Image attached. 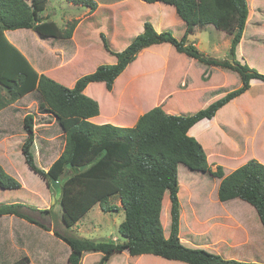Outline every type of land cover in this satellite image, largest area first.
<instances>
[{
    "label": "trees",
    "instance_id": "obj_1",
    "mask_svg": "<svg viewBox=\"0 0 264 264\" xmlns=\"http://www.w3.org/2000/svg\"><path fill=\"white\" fill-rule=\"evenodd\" d=\"M82 4L94 11L96 0H67ZM172 5L186 30L177 38L170 30L157 31L151 21L144 22V30L136 35L121 51H114L108 38L102 34L104 47L117 57L113 64H100L93 72L81 76L74 87H67L44 73H39L26 55L6 36L7 30L32 29L43 38L71 39L78 24L74 19L65 29L52 21H44L40 13L48 0H0V110L25 95L35 94L39 112L55 117V123L65 135L64 149L48 170L36 163L35 115L26 114L23 125L26 139L22 152L29 167L49 181L64 178L61 195V221L66 229L76 224L95 204L104 211L119 210L111 203L118 196L125 218L119 232L126 238L122 242L98 241L55 229L54 234L70 247L68 262L81 264L86 252L100 251L99 264L127 250L132 256L154 254L188 264H263L225 258L202 247L186 245L180 236L181 202L179 197V165L189 170L207 173L219 178V201L240 198L254 206L264 226V163L255 158L225 173L224 166L213 170L202 143L189 134L190 128L204 118L212 119L220 108L242 95L251 87V81H264V73L236 58L249 18L248 0H143ZM214 25L231 34L229 56L217 59L203 53L194 43H187L188 35L196 27ZM163 42L176 50L198 59L204 64L237 71L241 86L227 92L207 107L192 114H173L157 105L140 115L133 126L111 123L97 124L89 120L100 113L97 100L84 93L91 82H105L112 90L116 78L146 47ZM39 92V93H38ZM120 100L118 109H125ZM130 110L133 108L129 106ZM0 186L4 189L20 188L21 183L0 165ZM166 192L171 203V228L166 236L161 218L166 211ZM21 202L1 203L0 215L13 214L32 223L43 224L27 214ZM50 212L48 209L40 210ZM23 255L7 264H29Z\"/></svg>",
    "mask_w": 264,
    "mask_h": 264
},
{
    "label": "rangeland",
    "instance_id": "obj_2",
    "mask_svg": "<svg viewBox=\"0 0 264 264\" xmlns=\"http://www.w3.org/2000/svg\"><path fill=\"white\" fill-rule=\"evenodd\" d=\"M96 1L106 6L100 7V10H96L94 16L100 22H103L102 25L106 26L108 24L109 30L111 29L109 23L112 24V21H120L122 18L127 19L124 28H121L117 34L111 33V30L109 31L110 35H108V40L110 39L109 42H112L111 48L114 51L122 50L121 48L125 43L132 41V38L135 36L134 26L138 23L136 26L138 28L144 18L149 17L148 19L153 21V13H155L157 21H161V17L159 16L161 5H169L163 2H146V4H143L140 0H112L113 4L107 6L108 3H110L109 0ZM248 3L251 14L248 18L242 42L237 48L236 58L264 73V0H248ZM89 9L90 7L88 6L74 4L67 0H49L46 9L41 12V15L43 16L47 13L48 16L51 15L59 23L63 21L67 23L69 18L83 16ZM83 26L85 27V24H83ZM80 30H84V28L81 27ZM167 30H170L175 37L181 38L185 30V25L172 24ZM28 31L32 30L28 29ZM5 32L7 38L11 41H21L20 36H22V32H19V30ZM29 33L35 38L34 32ZM100 36L94 33L91 35V38L87 42L88 48L84 50L83 59L78 72L86 73L92 70L95 64H110L115 60L116 56L106 50L102 37ZM231 37V34L217 29L214 25L208 24L205 27H196V30L188 35L187 43L195 44L197 39H199L200 45H198V48L203 53L217 59H231L229 56ZM32 40L35 39H30V43H33ZM31 45H34L35 48L38 46L37 44ZM156 49L157 48L145 52L143 55L138 54L140 56H137L139 59H135L131 62L120 74L122 75L124 73L121 76V80H119L116 85L114 94L110 93L112 90L108 91L101 85L93 84V86H91L90 91L95 92L97 98L103 105L104 113L114 112L118 100H122L128 104L125 106L128 111L130 105L134 106V108L127 113L128 115H130V113L135 114V112L140 113L153 106L162 104L163 100L161 102L156 101L157 95H160V91L166 93L171 92L174 86L171 88L165 86V83L169 80L166 79L165 82L164 77L155 80V78L161 77L162 71L157 70L155 73L150 72L154 70L155 67L163 65L160 57L169 59L171 65L174 64L177 66L175 71H179L181 76L185 70L191 72V69L187 67L191 65V58L197 61L192 68L193 79L197 80L194 82L197 84L195 90L179 94L173 97L172 101L168 100V103L164 104L165 108H167L170 107L172 103L175 109L172 112L174 114H176V112L177 114L183 115L192 114L208 106L210 102L216 100L224 92L231 91L240 86L241 78L237 71L216 66L219 71L212 70L215 76L213 84L220 88L213 89V87L204 86L202 89H199L202 84H199L198 79H201V74L205 72L210 65L204 64L198 59L176 50L175 47L170 48L162 46V49ZM178 53L184 54V56H178ZM136 60L138 61L135 65L127 70ZM205 74L203 75V79L206 78ZM197 75H199V78H195ZM132 76L133 81L131 84L123 89V81H129ZM182 88L185 89V87ZM122 89L124 90L123 92ZM175 91L177 93L181 92L179 87ZM29 94L23 98L34 99L37 92ZM243 94L220 108L218 121H209L206 127L200 129L202 133V135L199 136L200 140L197 138L205 148L212 169L216 170L217 166H212L215 161L224 162L225 164H223V166L226 174L236 169L245 161L256 158L255 155H261L264 158V81L253 79L249 91ZM99 101L98 103L100 105ZM169 102L171 103L169 104ZM37 106L34 105L26 109L32 112L35 117L37 114L34 125L35 145L33 146V151L35 152L37 165L40 168L43 166V169H47L48 167H46L45 164L49 166V164L62 152L65 145V135L63 130L60 129L56 123H54L52 127L50 124L48 126L51 127L49 129L52 130L54 125L58 127L60 129L58 133L55 132L48 137L47 135H41L40 128L43 126L40 124L41 115H38L40 109ZM36 108L38 113L35 111ZM5 110L6 109H4L3 112ZM22 112L23 111L20 109L18 112L12 114L13 117L10 120L7 119L2 125L0 124V127L5 129L6 132H9L10 129L14 130L13 135L0 136V142L2 141L0 144V164L22 185V187L15 189H4L0 186V203H11L16 201L26 203L27 207L23 208V210L36 221L40 222V224H43L44 227H41L38 223H32L25 218L16 216V218H14L15 225L13 228V237L11 236V231L9 232L10 237L13 238L14 247L6 254H0V264L13 262L23 255L30 257V264H68L61 243L57 242L58 238L55 240L54 236L50 234H54L55 229H60L61 231L69 232L82 238L85 237L98 241L117 242L115 238H120L121 241L126 240L118 230L120 223L125 218L124 211H104L99 203L95 204L70 231L64 227L61 221V195L64 178L59 182L49 181L47 178L33 171L26 163L21 149L22 143H24L27 135L23 134L22 130ZM121 113H124V111ZM46 138H48V140ZM43 140L47 143L46 145ZM44 151H47L48 157L46 159L42 158V153ZM226 160H228V162H225ZM179 181V197L181 202L180 236L184 243L195 242L202 245L205 239L204 236L201 235V232L209 227V223L201 221V219L199 221L198 218L205 219L209 214L224 209L219 202L213 203L216 199L219 201L217 190L221 180L207 173L194 172L184 165H179ZM165 196L168 204L161 220L165 234L168 236L171 228V203L169 192H166ZM111 203L117 204L122 208L118 196H113L111 198ZM230 203L231 202H228L225 205L228 206ZM42 209H48L50 212L42 213L40 212ZM194 211L199 213V217L196 216ZM0 223L1 229L4 225H7L8 229H11L13 224L9 215H0ZM219 234L228 236L233 234V230L232 228H223ZM23 235H25L24 238L27 237V239L23 241L24 244L17 243V239ZM210 235L214 237L217 236L218 233L214 230V233H210ZM194 236L195 238H193ZM34 238L36 240L35 242H33ZM54 243L55 245H53ZM31 244L33 245L32 247ZM49 245L54 246L57 251L56 256H54L55 250L52 253L47 250ZM64 245L66 246L65 243ZM89 253H86L83 257L84 264H99L103 255L102 252L94 251ZM126 253L127 252H118L110 257L106 263L188 264L180 260L167 259L154 254L126 258ZM258 253V260L264 262L263 246L258 249Z\"/></svg>",
    "mask_w": 264,
    "mask_h": 264
},
{
    "label": "crops",
    "instance_id": "obj_3",
    "mask_svg": "<svg viewBox=\"0 0 264 264\" xmlns=\"http://www.w3.org/2000/svg\"><path fill=\"white\" fill-rule=\"evenodd\" d=\"M109 2L110 3H108L107 6H110L113 4L112 0H109ZM140 2H142L143 4H146V2L143 0H140ZM105 6L106 5H104V4L98 3V7L96 10H100V7H105ZM46 7H47V5H46ZM96 10L91 11L89 9L85 15L69 18L67 20L68 21L67 23L63 21V22H60L61 24L56 19H54V17H52L51 15L48 16V14L46 13L42 16L40 13V15L44 21H52L60 29H65L67 27L65 25H67L70 20L77 19L78 24L73 31V35H72L71 39H63V38L58 39V40H53L52 38L43 39V38H40L38 36L37 32H35L34 30L31 29L32 31H28V28H21V29H16V30H19V32H22V36H20L21 41L20 40H17V41L12 40L11 41L10 39L9 40L13 44H15L26 55V57L31 62L33 67L39 73H44L47 76L56 80L57 82L65 85L67 87L72 88L75 86L77 80L81 76H83L84 74L93 72L100 65V64H97V65L95 64L93 66L92 70H90L89 72H86V73L78 72L81 61L83 59L84 50H86L88 48L87 42L91 38V35L94 33V34L99 35V36L101 35L100 37H102V34H104V35L106 34L105 36L108 38V35H110V33H109L110 30H111V33L117 34V32H119L121 28L122 29L124 28V24L127 20L126 18H122V19H120V21H115V22L112 21V24H115V25H112L111 23H109L111 25V29L109 30L108 26H107L108 24L106 26H104V25H102L103 22H100L97 18H95L94 14H95ZM250 14L251 13L249 12V17H250ZM159 16L161 17V21H159V22L157 21L155 13H153L154 20L153 21L151 20L152 24L154 25V27L157 31L167 30L168 28H170V26L172 24H184L185 30H186V22L180 18V16L178 15L176 8L174 6H172V5H161ZM148 18L149 17L144 18L142 23H140L138 28L136 27L138 23L134 26L135 36L144 30V22ZM148 20L150 21V19H148ZM83 24H85V27L83 26ZM81 27H83L84 30H80ZM25 29H27V30H25ZM185 30H184V33H185ZM7 31H11V30H7ZM29 32H32V33L34 32L35 38ZM30 39H35L36 41L32 40L33 43H30ZM130 42L125 43L121 49L123 50L125 47H127L130 44ZM31 44H37L38 46L35 48V46L31 45ZM110 44L112 47V42ZM195 45L197 47H198V45H200L199 39H197V42L195 43ZM162 46H166V47H170V48L174 47L169 42L153 44L151 46L144 48L139 53V55H143L145 52H149L155 48H157L156 50H160V49H162ZM139 55H138V57H140ZM178 56H184V54L178 53ZM138 57L136 59H139ZM160 60L163 62V65H159V67H155L154 70H152L150 72L155 73V71H157V70L162 71L161 77H157V78H155V80L161 79L164 77L165 82H166V79L169 80L168 82L165 83V86H168V88H171L173 86L174 87H173V90L169 93L160 91V95H157L156 101L161 102L163 100V103L160 105L161 106L163 105L162 107L164 108V110L166 112L172 113L175 110L174 107L172 106V103L169 102V104L171 103V105H170V107H167V108H165L164 104L168 103V100L172 101V98L175 96H178L179 94H184L190 90H195V86L197 84H195L194 82L197 80L193 79L192 68L195 66V63L197 61L191 58L190 59V64H191L190 67L187 66L189 69H191V72H188V70H185V72L181 76V74H179V71H175L177 66H175L174 64L171 65L169 63V59H163L160 57ZM116 61H117V57L110 64H113ZM137 61L138 60H136L133 64H131L127 70H129L131 67H133ZM217 67H219V66H217ZM217 67L214 65H210L205 70V72H203L201 74V79L200 80L198 79V82H199V84L201 83L202 85L199 87V89H202L204 86H207V87L209 86L210 88L213 87V89H219L220 88L219 86L213 84L215 76H214V73L212 72V70L219 71V69ZM143 74L145 75L144 72H143ZM204 74H205L206 78L203 79ZM122 75L117 77L112 91L108 90L106 88L105 82H91L84 89V93L99 101L95 92L90 91V88H91V86H93V84H98V85H101L104 88H106L108 91H111L110 93L114 94L116 91V85H117L118 81L121 80ZM195 78H199V75H197V77H195ZM132 81H133V76L129 81H127V82L123 81V89H125L129 84H131ZM241 84H242V82L240 83V86H241ZM178 87L181 90L180 93H177L175 91ZM182 87H185V89H183ZM123 89H122V92L124 91ZM247 91H249V90H247ZM0 92L7 95L6 89L1 88ZM227 92H229V91H227ZM227 92H224L218 98L224 96ZM26 96H28V94L25 95L24 97H26ZM34 97H35L34 98L35 100L31 99V98H29V99L25 98L24 99L23 97H21L22 99L19 98L18 100L12 102L11 104L6 106L5 108L1 109L0 110V124L2 125V123L5 122L7 119L10 120L13 117L12 114L18 112L20 109H21V111H23L22 112L23 114H21L22 115V122H23L26 114L29 113V110H28L29 107L34 106V105L39 106L38 99L36 98V96H34ZM18 101H19V103H18ZM119 103H120V100H118L116 102V105ZM122 103L124 105H128L123 101H122ZM26 108H28V109H26ZM133 108H134V106H133ZM151 108H149V109H151ZM4 109H6V110L3 112ZM148 110H144L142 112L139 111L140 113L135 112V114L130 113V115H128L127 113L130 112V109L128 111L127 107H125V109H119L118 110V108L116 107L114 112L104 113L103 105L100 102V113L96 116L90 117L89 120L94 122V123H97V124L111 123V124L119 125V126H133L137 122L140 115H142L143 113H145ZM219 110H218L217 114L212 118V120H210V119L208 120V118H204V119L200 120L199 122H197L195 125H193L189 130V134L200 140L199 136L202 135V133L200 132V129L203 127H206L209 121H216L217 122ZM35 111L38 113L37 108ZM123 111H124V113H121ZM176 114H177V112H176ZM38 115H41L40 116V118H41L40 124H42V126H43L40 128L41 135H47V137H48L50 134H53L55 132L58 133V131L60 129L58 127H55V125H54L53 130L49 129L55 123V117H53L50 114L43 113V112L41 114L38 113ZM52 117H53V119H52ZM35 119H37V114H36ZM49 124L51 125V127L48 126ZM22 130H23V134H26V132L24 131V125L23 124H22ZM10 134L11 135L14 134L13 129H10L9 132L8 131L6 132L5 129L0 127V136L10 135ZM46 139L48 140V138H46ZM1 142H0V144H1ZM43 142L45 145L47 144L45 142V140H43ZM22 145H23V143H22ZM237 148L239 149L238 146H237ZM21 149H22V146H21ZM43 153H42V158L46 159L48 157L47 151H44ZM255 156H256L255 159L264 163V158L261 155H255ZM55 159L49 164V166H47L46 164H45V166L49 168L52 165V163L55 161ZM225 162H228V160H226ZM246 162L247 161H245L244 163H246ZM223 164H225V163L217 160L214 162V164H212V166H214V167H216L217 165L223 166ZM41 168H44V167L42 166ZM48 168L46 170H48ZM21 187H22V185H21ZM16 202H18V201H16ZM217 202L222 204L224 209H221L219 211H216L214 213L209 214L208 216H206L205 219L200 218L198 216L199 213H197V211H194L196 216L199 217L198 218L199 221L201 219V221L209 223V227L205 231L201 232L202 233L201 235H203L204 239H205L204 244L199 245L195 242H191V243L185 242V244L186 245H192L190 247H202L204 249H207L210 252L220 254L225 258H234L237 260H242V261H247V262L264 263V262L258 260V256H259L258 249L262 246L264 247V226L260 220V217H259V214H258L256 208L254 206H252L251 204H249L248 202H246L240 198H235V199L228 200V201H217V199L215 201H213V203H217ZM228 202H231V203L228 206L225 205ZM11 203H14V202H11ZM21 203H23V202H21ZM24 204H26V203H24ZM119 210L124 211L123 208H120ZM62 211H63V209H62ZM9 217L11 219V222H13L11 229H8L7 225H4L3 228L1 229V223H0V254L1 255L6 254L8 251H11L14 247L13 246L14 241H13L12 237H13V228L15 225V223H14L15 219L14 218H16V216L13 214H10ZM76 224H74L68 230L70 231ZM223 228H232L233 234L228 235V236L223 235V234H219V232L221 230H223ZM214 230L217 231L218 235L213 237L210 235V233H214ZM9 232L11 233L12 237H10ZM50 234H51V236H54L55 240H57L56 238H58V237L55 234H52V233H50ZM24 237H25V235L19 237L17 239L18 240L17 243L24 244L23 241H25L27 239V237L26 238H24ZM83 238H85V237H83ZM193 238H195V236ZM58 240H60V241H58ZM58 240H57V242L61 243V246L63 247V252L66 255V260L68 261V257L70 254V247L63 240H61L59 238H58ZM115 240L117 242H122L120 238H115ZM181 240H182V238H181ZM35 241L36 240L34 238L33 242H35ZM63 242L66 244L67 247L64 245ZM53 245H55V243ZM53 245H49V247L47 248V250H49V252H51V253L55 250ZM32 246L33 245L31 244V247ZM91 252H93V251H91ZM124 252H127L126 258H132V255L127 250H125L121 253H124ZM86 253L88 254L89 252H86ZM48 254H50V253H48ZM56 255H57V251L55 250L54 256H56ZM84 255H83V257H84ZM142 255H145V254H142ZM142 255H138V256H142ZM82 262H83V258H82L81 264H82ZM8 263H10V262H8ZM68 264H70V263L68 262ZM83 264H84V262H83Z\"/></svg>",
    "mask_w": 264,
    "mask_h": 264
}]
</instances>
